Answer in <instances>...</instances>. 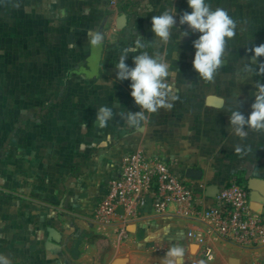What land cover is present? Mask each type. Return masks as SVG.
<instances>
[{"label": "rangeland", "instance_id": "rangeland-1", "mask_svg": "<svg viewBox=\"0 0 264 264\" xmlns=\"http://www.w3.org/2000/svg\"><path fill=\"white\" fill-rule=\"evenodd\" d=\"M208 2L227 10L238 25L215 82H204L193 69L192 42L200 33H191L185 65L171 66L179 99L171 110L148 114L135 130L186 144L187 155L200 165L194 167L221 176L217 181L238 177L248 184L264 162V135L250 132L241 141L230 130L229 110L237 107L247 117L254 82L264 84V76L244 80L241 72L251 55L247 49L264 43V4L238 2L233 9L227 0ZM60 7L68 15L57 20ZM165 9L191 12L187 0H0V254L12 263L29 252L56 215L64 179L77 171L82 140L100 130L94 123L99 106L139 110L131 81L117 80L115 65L135 33L147 42L144 16ZM89 29L104 34L97 50L88 43ZM70 41L77 45L71 50ZM133 55L125 60L130 67ZM88 63L99 65L96 76L73 73ZM118 91L127 94L118 100ZM211 94L224 97L223 108L206 103ZM108 124L117 125L118 116ZM238 144L244 146L241 153L235 151Z\"/></svg>", "mask_w": 264, "mask_h": 264}, {"label": "crops", "instance_id": "crops-1", "mask_svg": "<svg viewBox=\"0 0 264 264\" xmlns=\"http://www.w3.org/2000/svg\"><path fill=\"white\" fill-rule=\"evenodd\" d=\"M227 1L233 9L238 2L264 4V0ZM159 14L144 16V30L150 35L146 49L150 54L157 50L152 43L157 38L151 30L150 20ZM179 16L180 13H175L177 25L171 41L158 46L164 58L167 60L169 57L170 65L177 68L185 65L182 61L186 59V39L193 33L186 24L179 25ZM182 31L189 34L180 38ZM124 94L127 93L118 91V100L124 98ZM118 112L122 111L118 109ZM86 137L82 144L88 147L80 149L77 155V171L64 179L56 215L29 252L14 259L12 264H164L167 251L177 244L185 249L184 264H232L231 260H236V264H264V244L254 248L239 246L216 234L208 222L180 215L175 204L157 211L149 198L138 217L127 223V239L121 240L118 228L122 224L99 222L94 213L109 180L116 176L124 155L141 144L149 155L174 161L180 172L200 165L193 162V156L187 155L186 144L180 142L178 145L175 139L169 142V139L163 141L154 135L138 133L124 124L119 116L117 125L108 124L93 139L89 135ZM102 141L106 147L92 146ZM258 170L259 175L250 176V195L254 210L263 212L264 185L259 181L264 180V162ZM216 175L209 170L203 171V178L199 181L215 185L222 181H217L221 176ZM211 178L214 181H208ZM203 245L212 249V260L201 255Z\"/></svg>", "mask_w": 264, "mask_h": 264}, {"label": "clouds", "instance_id": "clouds-1", "mask_svg": "<svg viewBox=\"0 0 264 264\" xmlns=\"http://www.w3.org/2000/svg\"><path fill=\"white\" fill-rule=\"evenodd\" d=\"M55 3L56 0H53ZM191 12L184 11L179 16V25H187L193 33H200L192 43L195 48L192 66L200 79L207 83H214L220 69L224 66L228 44L236 37L237 22L229 15L228 11L217 7L213 9L208 0H187ZM176 12V11H175ZM175 12L165 9L159 15L151 18V30L157 38L152 43L157 46L153 53L143 51L148 45L143 36L135 33V39L122 49L121 55L115 67L116 79L119 81L130 80L131 97L139 110L132 112H114L112 107L101 105L98 108L94 120L95 126L104 129L109 121L119 116L125 124L139 130L148 119V114L158 113L161 109L171 110L174 102L179 99L176 86L177 72L172 70L170 63L159 53V45H167L173 36V30L177 25ZM67 9L60 7L55 12L57 20L66 18ZM55 26V25H53ZM187 31L180 33V38L187 36ZM88 43L92 47L100 46L104 41V34L100 31L89 29L87 31ZM77 45L70 41L67 45L71 50ZM251 53L241 72L246 80L252 75L264 76V62L259 58L264 57V43L247 49ZM129 53L134 54L132 59L134 67L126 62ZM255 91L252 93L255 99L251 104V112L246 117L237 107L230 109L229 124L232 133L241 141L248 138L250 132L264 135V84L254 82ZM240 103L236 99V105ZM82 129H86L84 123ZM93 147H106L102 141ZM81 149L88 147L80 145ZM250 151V148L248 149ZM235 151H244L243 145H236ZM185 249L180 245L171 247L166 253L164 264H184ZM0 264H12L11 259L0 254Z\"/></svg>", "mask_w": 264, "mask_h": 264}, {"label": "built area", "instance_id": "built-area-1", "mask_svg": "<svg viewBox=\"0 0 264 264\" xmlns=\"http://www.w3.org/2000/svg\"><path fill=\"white\" fill-rule=\"evenodd\" d=\"M210 185L214 184L188 178L186 171L177 170L174 161L149 155L138 144L122 157L94 217L102 223L122 224L118 233L125 240L129 235L127 223L138 217L149 198L157 211L175 204L180 215L208 222L216 234L239 246L254 248L264 244V211L257 212L252 207L247 183L222 180L215 184L219 189L214 197L207 195ZM201 255L213 259L207 245L202 246Z\"/></svg>", "mask_w": 264, "mask_h": 264}, {"label": "water", "instance_id": "water-1", "mask_svg": "<svg viewBox=\"0 0 264 264\" xmlns=\"http://www.w3.org/2000/svg\"><path fill=\"white\" fill-rule=\"evenodd\" d=\"M206 103L209 105V106H212V107H215V108H223L224 105H225V100L224 98L220 97V96H217L215 94H211V95H208L207 96V99H206ZM186 176L188 178H191V179H194V180H201L203 178V170L200 169V168H196V167H189L186 169ZM252 182V181H251ZM251 182H249L247 185L249 187V189L252 187V184ZM259 183L263 184L264 185V180L262 181H259ZM218 186L217 185H210L208 188H207V195L209 197H214L217 192H218ZM252 204V202H251ZM253 207V205H252ZM119 212H122L123 210L122 209H119L118 210ZM51 230V229H50ZM50 243V242H49ZM231 263L232 264H236L237 261L236 260H231Z\"/></svg>", "mask_w": 264, "mask_h": 264}, {"label": "trees", "instance_id": "trees-1", "mask_svg": "<svg viewBox=\"0 0 264 264\" xmlns=\"http://www.w3.org/2000/svg\"><path fill=\"white\" fill-rule=\"evenodd\" d=\"M97 50V47L94 48V50ZM98 52V51H97ZM98 58V57H97ZM95 61V60H94ZM99 66V65H98ZM98 66L91 63V64H84L83 66H80L79 68H77L76 70H74V74L80 75L82 77H92V76H96V74L94 72H96L98 70ZM70 75V74H69ZM239 183H245L242 179L235 177L234 179Z\"/></svg>", "mask_w": 264, "mask_h": 264}]
</instances>
